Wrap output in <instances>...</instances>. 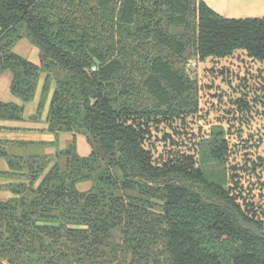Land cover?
<instances>
[{"label":"trees","instance_id":"1","mask_svg":"<svg viewBox=\"0 0 264 264\" xmlns=\"http://www.w3.org/2000/svg\"><path fill=\"white\" fill-rule=\"evenodd\" d=\"M23 37L41 64L13 50ZM238 50L264 61V16L226 17L205 0H0V73L13 74L11 92L32 101L45 73L39 108L55 84L48 131L85 134L93 148L80 156L75 137L55 154L0 146L13 170L0 174L17 179L0 201V264H264V220L227 188L224 127L204 139L223 166L215 176L157 163L135 125L199 111L189 51L203 61ZM23 114L0 101V119Z\"/></svg>","mask_w":264,"mask_h":264},{"label":"rangeland","instance_id":"2","mask_svg":"<svg viewBox=\"0 0 264 264\" xmlns=\"http://www.w3.org/2000/svg\"><path fill=\"white\" fill-rule=\"evenodd\" d=\"M13 50L41 64L39 46L27 37L18 40ZM186 66L198 81L199 111L182 117L138 118L135 125L143 129L145 145L159 164L179 160L191 167L201 166L209 175H222L223 166L210 158L204 143L213 127L222 125L230 144L225 162L227 188L250 217L264 220V61L254 59L243 50L228 57H209L201 61L189 51ZM6 71L9 70L0 74ZM41 87L42 84L29 102L36 116H45L49 110L48 96L45 105L39 108L43 97ZM9 98L14 100L12 102L21 100L12 92ZM73 136L78 154L89 156L93 148L87 136L82 133ZM0 163L7 168L5 158L0 157ZM91 186L90 181L78 184L82 191ZM26 195L32 196L31 192Z\"/></svg>","mask_w":264,"mask_h":264},{"label":"crops","instance_id":"3","mask_svg":"<svg viewBox=\"0 0 264 264\" xmlns=\"http://www.w3.org/2000/svg\"><path fill=\"white\" fill-rule=\"evenodd\" d=\"M215 11L226 17L245 18L264 16V0H205ZM13 74L9 71L0 74V101L9 100ZM44 76L41 77L37 90L42 84ZM42 90V87H41ZM38 91H36L37 94ZM51 96L49 98V95ZM48 95L49 105L52 98L53 87ZM13 94V93H12ZM14 95V94H13ZM16 96V95H15ZM36 96V95H35ZM21 105V99L16 103ZM46 103V102H45ZM49 111V110H48ZM30 103L24 104V120L0 119V146L5 147L11 155L25 156L29 154H55L58 150L65 149L72 143L71 132H61L56 137L48 131L47 115H38ZM74 137V136H73ZM68 141V144H64ZM66 145V146H65ZM1 158H5L0 156ZM7 168L0 163V172L13 171L8 160ZM17 181L12 175L0 174V201H5L14 196L9 184Z\"/></svg>","mask_w":264,"mask_h":264},{"label":"water","instance_id":"4","mask_svg":"<svg viewBox=\"0 0 264 264\" xmlns=\"http://www.w3.org/2000/svg\"><path fill=\"white\" fill-rule=\"evenodd\" d=\"M241 222L244 224L245 227H247V228L251 229L252 231L260 234V231L257 227L252 226L251 224L245 222L243 219H241Z\"/></svg>","mask_w":264,"mask_h":264}]
</instances>
